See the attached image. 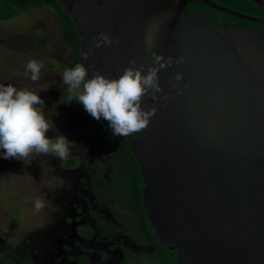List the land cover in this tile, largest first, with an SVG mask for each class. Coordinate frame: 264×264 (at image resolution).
Segmentation results:
<instances>
[{"label":"water","instance_id":"1","mask_svg":"<svg viewBox=\"0 0 264 264\" xmlns=\"http://www.w3.org/2000/svg\"><path fill=\"white\" fill-rule=\"evenodd\" d=\"M55 1L77 26L78 63L89 79L96 71L118 79L131 60L145 74L159 67L146 50L149 28L152 51L185 58L159 72L158 102L143 98V110L158 109L147 128L125 136L155 237L178 251V264H264V32L218 27L186 7L205 5L258 25L264 19L210 0ZM101 32L114 43L96 49Z\"/></svg>","mask_w":264,"mask_h":264},{"label":"flooded vegetation","instance_id":"2","mask_svg":"<svg viewBox=\"0 0 264 264\" xmlns=\"http://www.w3.org/2000/svg\"><path fill=\"white\" fill-rule=\"evenodd\" d=\"M104 151L107 157L58 159L64 183L54 187L55 200L36 211L39 227L10 221L5 212L10 226L0 229V264H178V251L155 237L148 217L137 219L130 205L115 201L118 194L103 201L106 189H117L115 162Z\"/></svg>","mask_w":264,"mask_h":264},{"label":"rangeland","instance_id":"3","mask_svg":"<svg viewBox=\"0 0 264 264\" xmlns=\"http://www.w3.org/2000/svg\"><path fill=\"white\" fill-rule=\"evenodd\" d=\"M73 55L63 44L59 22L49 8H31L12 20L0 21V84H11L18 90L28 88L40 95L44 105L37 107L42 108L49 122L47 138L54 140L63 135L70 143L68 157L75 153L77 157L85 153L87 156L82 157H107V142L96 121L83 107L67 105L61 99L67 88L62 74L71 68ZM29 60L43 65L35 82L26 71ZM3 152L0 150V229L10 226L7 215L13 222L30 220L25 226L29 229L39 227L35 201L43 200V208H47L55 200L54 187L64 183L59 175V158L34 152L22 160L4 159ZM52 161H56L54 165ZM70 178H65V182L68 179L70 184Z\"/></svg>","mask_w":264,"mask_h":264},{"label":"clouds","instance_id":"4","mask_svg":"<svg viewBox=\"0 0 264 264\" xmlns=\"http://www.w3.org/2000/svg\"><path fill=\"white\" fill-rule=\"evenodd\" d=\"M92 43L94 48L99 49L111 46L114 41L108 34L101 32L93 38ZM153 43V32L149 28L146 35V50L150 52L153 64L159 67L149 66L147 74L143 65L136 66V60H131L129 66L122 69L118 79L108 78L99 71L94 72L93 78L89 79L88 69L83 63L66 68L62 74L63 84L67 86L65 102L76 101L96 120L101 118L107 120L112 134L116 137L129 136L146 129L158 109L143 110V98L151 94L152 99L158 102L160 97L157 93L163 91L159 72L174 63L185 62L183 56L179 59L168 56L165 59L163 55L152 51ZM90 55V52H85L84 60ZM42 67L43 65L36 60L28 61L26 71L31 73L30 79L33 82L39 80ZM176 80H183V76L177 74ZM163 99L168 101L170 97L165 94ZM38 105L43 106L44 101L40 95L28 88L18 90L11 84H0V150H4V159L14 157L22 160L34 152L54 154L60 160L68 157L69 141L63 135H58L54 140L47 138L49 122ZM44 206L43 200L35 201L36 211L42 210Z\"/></svg>","mask_w":264,"mask_h":264},{"label":"trees","instance_id":"5","mask_svg":"<svg viewBox=\"0 0 264 264\" xmlns=\"http://www.w3.org/2000/svg\"><path fill=\"white\" fill-rule=\"evenodd\" d=\"M211 2L239 12L241 14L264 19V7L255 6L251 0H210ZM34 8H49L55 14L61 31V39L63 44L73 52V60L71 68L78 63L80 54V46L82 38L79 35L78 29L72 18L62 9L61 5L55 0H0V21H9L27 10ZM186 10L194 14H202L212 21L218 27H242V28H258L264 32V25L248 23L213 10L205 5L188 4ZM53 68L54 66L51 65ZM67 89V88H66ZM63 91L61 99L67 100V91ZM67 105H78L83 107L76 101ZM84 108V107H83ZM70 109L68 114H71ZM93 118V117H92ZM100 130L101 135L107 142V149L110 157H113L115 162V173L112 179L116 181V186L106 189V194L102 198L104 202L109 203L115 194H118V199L115 201L124 202L125 205H130L137 219H147L146 212L143 208L142 188L144 186L141 176L140 166L133 156L128 140L125 136L116 137L112 134L109 127V122L103 118L96 120L93 118ZM73 165V161L69 166ZM110 186V185H109ZM107 198V199H106ZM113 200V201H114Z\"/></svg>","mask_w":264,"mask_h":264}]
</instances>
